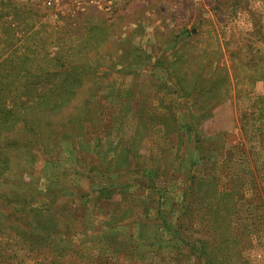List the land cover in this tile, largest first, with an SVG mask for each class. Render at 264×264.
Wrapping results in <instances>:
<instances>
[{"label":"rangeland","instance_id":"rangeland-1","mask_svg":"<svg viewBox=\"0 0 264 264\" xmlns=\"http://www.w3.org/2000/svg\"><path fill=\"white\" fill-rule=\"evenodd\" d=\"M6 56L0 264H264V0H0Z\"/></svg>","mask_w":264,"mask_h":264},{"label":"trees","instance_id":"trees-1","mask_svg":"<svg viewBox=\"0 0 264 264\" xmlns=\"http://www.w3.org/2000/svg\"><path fill=\"white\" fill-rule=\"evenodd\" d=\"M15 52V49H14ZM7 59L2 60V62L0 63V87H2L3 85H5L6 83L3 82V78L5 77H9L10 75H17V73H20V77H23L24 75H27V71L29 70V68L27 67L26 64H21V63H17L15 61L12 60V58H9L8 56H6ZM8 67V69H7ZM14 77V76H13ZM6 89V86H5ZM10 91V88H7V92ZM204 94V92H199V96H194V100L196 101L197 99H199L201 96V94ZM72 94V93H71ZM189 94H185L182 95V97H188ZM1 96L5 97V95H3V92H0V100H1ZM204 96V95H203ZM206 96V95H205ZM16 110L18 111L17 107L15 108H11L9 107V105L5 104L4 102H0V133L1 130H7L8 128L11 127V125L13 124L14 120L17 121L18 117H15L16 115ZM190 113L192 114V116L194 117V119L196 120L200 114H197L196 116L192 113V111L190 110ZM141 184V183H140ZM145 188V186H144ZM98 193L100 194H108L109 191L105 190L104 188H99L97 190ZM102 195H100L98 198L96 197L95 199H98L99 202H101V198ZM19 199H16V201H18ZM25 209L27 210V205H25ZM109 214V209L107 208L104 215H108ZM113 218V216L111 215V217H109V219ZM62 221V220H61ZM60 221V223H61ZM105 220H102L99 225H98V233L94 234L93 232H90L89 236H87L88 238L85 240L87 244H89V246H94V249H97L98 253L96 256V259L98 260L97 264H123L124 262H130V264H136V254H132L130 251V245L127 242H124L122 244V248L117 250L116 249V244L118 242V240H112L111 242V246L106 247V245L103 243V239L102 236L100 235V228L103 227V225L106 226L107 222ZM62 222H68V220H64ZM55 222L52 221L51 225H57L54 224ZM81 222H78L79 225L82 226V230L78 231L77 233L80 234L81 232H85V227L86 225L84 224H80ZM106 223V224H104ZM109 225V224H107ZM113 225V224H112ZM49 227L50 224H49ZM56 233V232H55ZM57 234V233H56ZM94 235V239L92 238ZM63 237H60V239H62ZM94 240V243H92V240ZM102 246L99 252V247ZM114 256L117 257L116 260H114ZM200 264H206L205 261L200 260Z\"/></svg>","mask_w":264,"mask_h":264},{"label":"built area","instance_id":"built-area-1","mask_svg":"<svg viewBox=\"0 0 264 264\" xmlns=\"http://www.w3.org/2000/svg\"><path fill=\"white\" fill-rule=\"evenodd\" d=\"M121 0H91V2L97 6H100L102 8L108 9L114 5H116Z\"/></svg>","mask_w":264,"mask_h":264}]
</instances>
